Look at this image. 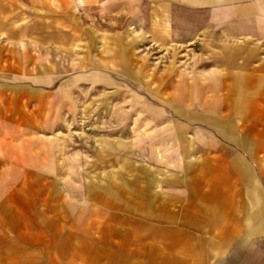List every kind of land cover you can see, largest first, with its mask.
I'll list each match as a JSON object with an SVG mask.
<instances>
[{
  "label": "rangeland",
  "instance_id": "rangeland-1",
  "mask_svg": "<svg viewBox=\"0 0 264 264\" xmlns=\"http://www.w3.org/2000/svg\"><path fill=\"white\" fill-rule=\"evenodd\" d=\"M195 1L201 4L204 0ZM205 1L218 4V0ZM225 1L251 9L260 3V0ZM165 3V0H0L3 111L17 113L19 104H12V100L27 97L26 93L13 89L17 85L8 81L12 80L9 76L20 72L28 79L26 72L33 61L42 71L51 68L59 77V83L53 86L57 91L55 98L62 101L61 106L67 101L65 109L61 108L66 123L56 134L63 137L67 153L66 179L80 183L88 197H101L109 176L120 199L125 182H130L127 194L136 198L145 190L138 184L140 179L147 181L153 175L151 178L156 181L179 180L184 194L190 195L194 202H203V206L197 205L203 212H195L199 218L180 220L179 225L194 234L191 235L194 244L212 255L213 260H207V264H264V29L242 28L241 34L237 30L234 38L227 21L225 39H240L238 46L241 45L237 46L239 67L232 70L235 75L227 76L235 90L190 93V105L181 106L186 102L176 101L180 106L170 109L171 113L162 111L163 119L170 122L158 126L153 121L155 110L159 111L155 109L158 98L155 92L140 91L138 69L142 67L149 72L166 63L173 68L186 63L183 59H162L161 56L181 49L176 44L164 48L154 41L156 36L170 35L169 28L155 31L150 27L151 20L164 18L160 4ZM218 31L215 23H208L200 35L204 39H218ZM217 45L212 47L207 40L205 45L199 44L198 51H205L209 57ZM194 70L199 72L196 67ZM64 118L61 117L62 121ZM184 119L193 122H183ZM159 130L176 133L178 140L176 146H171L177 152H163L158 164L139 162V159L150 162L149 149L146 156L137 157L130 171H123L121 161L112 162L116 156L111 158L113 165L106 162L107 156L112 157L109 156L112 150L117 155L123 145L132 146L137 141L147 148L153 145L157 148L154 136ZM239 160L250 166L252 175L238 171ZM1 165L0 217L12 212L17 215L23 211L20 207L26 208L23 204H10L11 196H29L35 203L38 200L31 205L35 207L31 213L38 214L49 211L44 200L51 196L50 205L55 211L54 201L61 189L52 184L58 183L62 174L57 167L50 174L44 173L45 183L51 184L44 187L42 174L34 172L28 177L27 173L15 172L16 177L5 168L9 166ZM112 167L115 171L108 175V168ZM12 175L19 177L13 184ZM2 226L6 227L0 218V264H18L17 256L21 253L2 251V244L8 239ZM219 228L224 235L219 234ZM49 229H53L51 225ZM187 238L191 239L180 235L179 243ZM219 242L222 249L212 252L210 244Z\"/></svg>",
  "mask_w": 264,
  "mask_h": 264
},
{
  "label": "crops",
  "instance_id": "crops-1",
  "mask_svg": "<svg viewBox=\"0 0 264 264\" xmlns=\"http://www.w3.org/2000/svg\"><path fill=\"white\" fill-rule=\"evenodd\" d=\"M165 1V4H160L161 11L165 13L164 18L151 20L150 27L153 26L155 31L169 28L170 35L164 38L156 36L154 41L164 48L176 44L179 50L183 49L182 52H163L166 55L161 56L162 59H183L186 63L178 65V68H175L177 64L173 68L172 64L166 63L161 69H149V72L142 67L138 69L140 91L155 92L158 98L155 99V109L159 111L155 110L153 120L158 126L170 122L163 119V110L171 113L170 109L175 106L190 105L188 101L192 93L235 90L227 76L235 75L232 70L239 67L237 50L241 45L238 46L240 39H225L227 21L230 35L234 38L237 30L240 31L238 35L241 34L242 28L264 29V0H260L256 9L240 8L236 3L225 0H218L217 5L205 0L201 4L195 3V0ZM208 23L218 26V39H204L200 35ZM205 40L210 41L212 47L218 44L209 57L205 51H198L199 44L205 45ZM195 67L199 72L194 70ZM50 69L42 71L41 66L33 61L29 72H26L28 79H24L20 72L9 76L12 80L7 79L17 85L12 86L14 90L26 93L27 97L12 100V104H19L17 113L4 112L0 101V165L9 166L5 168L10 169L15 176V172L20 175L27 173L28 177L34 172L42 174L44 187H51L50 183H45L44 173L50 174L57 167V171L62 173L58 183L52 184L61 189L54 201L57 206H53L55 211H52L51 196H48L44 202L48 203L49 211L31 213L35 211L31 205L38 203V200L35 203L34 198L29 196H11L8 199L10 204H23L26 208L20 207L23 211L17 212V215L12 212L10 216L0 217L2 225L4 223L6 226L2 228L8 236L5 244H2V251L21 253L17 256L18 264H207L212 255L194 244V234L189 230L184 231L179 225L180 220L199 218L195 212H203L197 208L199 204L203 206V202H194L190 195L184 194L179 180L156 181L151 178L153 175L147 181L140 179L138 184L145 190L136 198L127 194L130 182H125L122 187L124 195L120 199L108 176L115 171L113 167L108 168V182L106 186L102 185L106 191L101 197H88L86 191L81 190L83 186L80 183L64 177L67 153L64 152L63 137L56 134L58 129L65 126V111L62 113L61 108L65 109L67 101L64 100L61 106L62 101L55 98L57 91H54L53 86L59 83V77ZM179 100L186 104L178 105L176 101ZM183 122L193 121L184 119ZM154 138L157 145L155 149L154 145L145 147L141 141L134 142L132 146L123 145L117 155L114 150L110 152L107 149L112 157L107 156L106 162L111 164V158L116 156L112 162L114 159L121 161L123 171H130L137 157L139 159L148 154L147 149L150 151V162L139 159L140 163L158 164L163 152H177L171 147L177 145L176 133L159 130L155 131ZM168 164L173 166L172 162ZM236 165L240 173L253 174L245 162L239 160ZM18 178L12 179V184ZM143 184L146 188L142 187ZM92 187L93 183L88 186L90 192ZM50 225L53 229H49ZM219 232L224 235L221 229ZM180 235L190 236L191 239L179 243ZM37 238L42 239L38 242ZM222 246L219 242L210 244L209 248L215 252L220 251ZM11 259L15 261V256L11 255Z\"/></svg>",
  "mask_w": 264,
  "mask_h": 264
}]
</instances>
